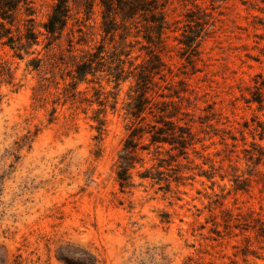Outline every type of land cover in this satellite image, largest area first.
<instances>
[{"label": "rangeland", "instance_id": "obj_1", "mask_svg": "<svg viewBox=\"0 0 264 264\" xmlns=\"http://www.w3.org/2000/svg\"><path fill=\"white\" fill-rule=\"evenodd\" d=\"M252 1L170 0L152 96L176 103L193 143L172 158L162 148L161 181L139 176L156 162L142 152L122 187L131 81L114 88L102 72L73 84L75 18L51 39L54 0H21L6 25L16 38L35 26L39 42L0 40V264H264V23ZM195 4L214 18L184 56L179 27ZM99 20L96 7L93 40ZM97 89L118 93L116 109Z\"/></svg>", "mask_w": 264, "mask_h": 264}, {"label": "trees", "instance_id": "obj_2", "mask_svg": "<svg viewBox=\"0 0 264 264\" xmlns=\"http://www.w3.org/2000/svg\"><path fill=\"white\" fill-rule=\"evenodd\" d=\"M169 2L170 0H54L42 25L46 35L51 39H58L69 27L71 19L75 18L77 28L71 29L72 36L75 37L76 31L79 34L69 41L71 45L75 42L84 47L80 54L72 56L75 61L72 76L77 79L73 84L90 81L89 74L95 76L102 72L113 78L114 88L122 82L131 81L123 106L125 117L131 123L117 161V175L122 187L130 184L132 170L137 163L143 165L140 157L142 152L150 153V158L156 162L151 168L140 172L139 176L161 181L163 171L160 168L165 165V159L161 157L162 148L172 158L183 154L193 143L190 128L173 119L176 116V103L153 101L152 96L153 91L158 93V78L164 77L165 63L162 54L164 37L170 28L167 17ZM20 3L21 0H0V40L14 50L26 49L39 42L35 26L26 25L24 32L20 31V36L16 38L12 35V28L6 25L13 22V12ZM96 7L100 16L101 33L100 38L93 40L90 19ZM250 7L263 13L255 16L264 23V0H253ZM212 18L214 13L208 12L199 4L187 11L185 19L181 21L183 25L179 27L181 36L178 37L179 44L185 51L184 56L189 51L190 56L208 35ZM17 39L19 42H16ZM34 61V66L39 67L42 59ZM96 93L99 97L104 96L102 104L109 101L111 96L114 99L111 107L116 109L118 93L115 90L97 89ZM159 95L166 96L164 93ZM149 115L152 116L151 120ZM144 139H148V143L144 144ZM172 150H177L178 153L173 155ZM153 168L156 169L155 172L152 171Z\"/></svg>", "mask_w": 264, "mask_h": 264}]
</instances>
